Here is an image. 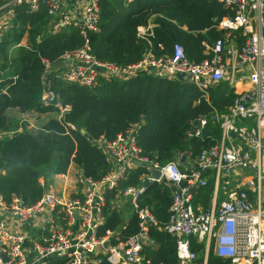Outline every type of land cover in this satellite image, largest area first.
I'll use <instances>...</instances> for the list:
<instances>
[{
  "label": "built area",
  "instance_id": "1",
  "mask_svg": "<svg viewBox=\"0 0 264 264\" xmlns=\"http://www.w3.org/2000/svg\"><path fill=\"white\" fill-rule=\"evenodd\" d=\"M62 1L0 0V37L13 23L17 5H25L27 10L45 5L51 30L68 22L95 29L97 0H84L83 16L76 19L55 17ZM218 1L231 14L216 23L224 30L222 36L211 43L201 42L208 55L198 61L188 59L178 42L172 43L168 53L156 55L147 49L137 60L123 65L96 59L85 44L64 52L56 63L41 59L39 101L50 105L58 117L69 105L49 88L46 73L50 69L65 81L85 86L93 85L99 75L126 78L138 72L186 80L203 92L226 80L234 96L224 112L211 116L219 128L217 141L194 156L189 151L178 152L193 162L189 167L180 169L178 158L159 164L142 154L135 142L137 125L132 124L111 139H98L110 168L98 180L81 175L79 195L62 196L43 185L39 198L25 204L17 197L6 203L0 194V264H44L51 256L65 257V264L99 263L103 259L113 264H161L153 263L147 253L155 243L151 228L174 237L172 264H205L209 248L230 264H264V208L260 205L264 187V0ZM150 28V23L138 26L137 35L149 34ZM232 30L239 31L237 40L229 38ZM205 123L204 117L197 118L186 135L201 137ZM134 165L145 167L138 183L118 188L128 167ZM150 167L169 183L168 213L162 222L138 202L145 182L155 179L147 171ZM205 172L213 177L214 193L220 190L224 197L218 201L213 198L210 206L203 208L193 202V195L197 187L207 183ZM111 189L113 206L123 207L126 196L136 216L135 231L122 239L113 230L96 234L104 194ZM32 219L37 223L33 253L28 256L23 245L27 235L14 225ZM191 237L203 244L201 261L189 248Z\"/></svg>",
  "mask_w": 264,
  "mask_h": 264
},
{
  "label": "trees",
  "instance_id": "2",
  "mask_svg": "<svg viewBox=\"0 0 264 264\" xmlns=\"http://www.w3.org/2000/svg\"><path fill=\"white\" fill-rule=\"evenodd\" d=\"M96 5L95 29L68 22L53 30L47 27L51 16L45 5L34 10L17 5L14 24L0 37V194L6 203L12 197L32 203L42 193L40 179L64 173L70 162L80 167L82 176L100 179L110 163L98 139H111L132 124L137 125L135 142L141 153L159 164L176 158L180 151L194 156L219 136L217 123L211 122L212 110L224 112L234 96L224 81L203 92L186 80L138 72L126 78L99 75L93 85L85 86L65 81L50 69L48 86L69 109L58 117L50 105L40 103L41 59L56 63L64 52L85 44L96 59L123 65L147 49L156 55L168 53L178 42L188 59L198 61L208 55L201 42L219 38L224 30L216 23L231 14L218 0H97ZM149 22L150 33L138 36L137 27ZM22 112L30 113L33 127L22 122ZM202 115L206 117L202 136L188 137L186 132ZM142 171L143 166L133 167L117 187L136 184ZM211 190L210 178L195 189L193 202L206 208ZM113 192L104 194L96 234L113 230L122 239L135 231L136 216L126 206L116 208L110 203ZM138 200L158 222L166 219L169 196L164 181L148 182ZM150 235L158 243L152 262L172 264L174 237L157 229H151ZM189 248L201 261L203 244L191 237ZM64 261L65 257L51 256L44 264ZM84 264L110 263L103 259ZM205 264L230 263L209 248Z\"/></svg>",
  "mask_w": 264,
  "mask_h": 264
},
{
  "label": "crops",
  "instance_id": "3",
  "mask_svg": "<svg viewBox=\"0 0 264 264\" xmlns=\"http://www.w3.org/2000/svg\"><path fill=\"white\" fill-rule=\"evenodd\" d=\"M83 4H84V0H63L61 2L60 8H59L57 14L55 15V17L59 18V17H61L63 15H66L70 19L80 18V17L83 16ZM223 33H222V35H223ZM229 34H230L229 38L236 39V40H237V38L240 35L239 31H234V30L230 31ZM204 52H205V49H204ZM219 81H224L226 83V85L228 86V88H230L232 90V92H233V87H231L226 80H219ZM219 81H217V82H219ZM217 82H215V83H217ZM236 86L240 87L241 83H236ZM228 105H226L225 109L227 108ZM212 112L213 113H219V112H217L214 109L212 110ZM200 117H204L206 119L205 115H202ZM27 122H29V121H27ZM211 122H214V120L211 119ZM29 124H30V122H29ZM32 124L33 123L31 122V126H32ZM25 125H26V123H25ZM217 139H216V141H217ZM177 156H178V154H177ZM176 158H178L177 163H178V166H179L180 169L181 168L184 169L186 167H189V166L193 165V162H191L190 159H186V158H182V157L180 158V156H178ZM135 166H143V165H134L133 167H135ZM133 167L132 166L128 167V169L126 171L128 172L129 170L133 169ZM147 171H148V169H147ZM142 172H140V174ZM126 173H125V175H126ZM205 174L207 175L208 179H210V178L212 179V190H211V193H210V196H209V202H208V206H207V207H209L213 198L216 201H218L219 199L223 198L224 195H223V193L220 190H217L214 193V180H213V177L207 172H205ZM138 176H137V182L136 183H138ZM81 178H82V176H81L80 167L77 164H75L74 162H70L68 164V166L66 168V171L64 173L54 174L49 179H46V180L40 179V180H42L44 182L45 188L46 187L50 188L54 192L59 193L62 196H76V195L80 194V186H81V182L80 181L82 180ZM124 178H125V176L122 179H124ZM152 181H156V182L164 181L166 183L167 187H168V196H169V183H168V181L165 178L160 177L158 175V177H156L154 180L145 182V186H146V184L148 182H152ZM129 185H134V184H129ZM138 199H139V196H138ZM109 201H110V203L113 204L114 201H115V197L112 195ZM138 202H139V200H138ZM195 203H199L201 205V203L199 201H195ZM123 204H124V206H126V210L128 212H131V207L129 205L128 198L126 196L123 198ZM143 205L147 206L146 204H143ZM123 207L121 206V208H123ZM148 209H149V207H148ZM167 210H168V206H167ZM149 211H150V209H149ZM36 223H37V221L32 219V220H30L28 222H25V223L15 222V225H14L15 228L23 230L25 232V234L27 235V238L24 240L23 245H24V249L27 251L28 256H30L33 253L32 249H31V245H32V239L35 236ZM151 229H155V228H151ZM157 245H158V243L155 240V243L148 247L147 253H148L149 257L151 258V260H152V255L154 254V252H155V250L157 248ZM108 263H110V262H108ZM110 264H113V263H110Z\"/></svg>",
  "mask_w": 264,
  "mask_h": 264
},
{
  "label": "rangeland",
  "instance_id": "4",
  "mask_svg": "<svg viewBox=\"0 0 264 264\" xmlns=\"http://www.w3.org/2000/svg\"><path fill=\"white\" fill-rule=\"evenodd\" d=\"M49 15V14H48ZM12 24H14V20H13V23ZM11 24V25H12ZM11 53H12V50H9L8 51V56L10 57L11 56ZM15 110V109H14ZM20 118H21V120H22V122H25L26 123V127H33V126H31V122H33V118L31 119V116H30V113L29 112H22V113H20ZM27 121H29L30 122V124H29V122H27ZM35 124V122L33 123V125ZM260 205H261V207H263L264 208V187H263V190H262V200H261V202H260ZM204 252V251H203Z\"/></svg>",
  "mask_w": 264,
  "mask_h": 264
},
{
  "label": "water",
  "instance_id": "5",
  "mask_svg": "<svg viewBox=\"0 0 264 264\" xmlns=\"http://www.w3.org/2000/svg\"><path fill=\"white\" fill-rule=\"evenodd\" d=\"M230 134L231 135H233V133L232 132H230ZM148 171H149V173H150V175L153 177V178H156V177H158V175H159V171L157 170V169H154V168H148Z\"/></svg>",
  "mask_w": 264,
  "mask_h": 264
}]
</instances>
